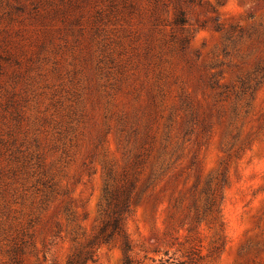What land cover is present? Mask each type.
<instances>
[{
    "label": "rangeland",
    "instance_id": "rangeland-1",
    "mask_svg": "<svg viewBox=\"0 0 264 264\" xmlns=\"http://www.w3.org/2000/svg\"><path fill=\"white\" fill-rule=\"evenodd\" d=\"M85 256L264 264V0H0V264Z\"/></svg>",
    "mask_w": 264,
    "mask_h": 264
},
{
    "label": "trees",
    "instance_id": "trees-1",
    "mask_svg": "<svg viewBox=\"0 0 264 264\" xmlns=\"http://www.w3.org/2000/svg\"><path fill=\"white\" fill-rule=\"evenodd\" d=\"M112 197V194L110 191L104 187V198L107 201V205L110 204V198ZM126 206L123 204L121 208L114 209L111 212L107 213V216L105 219L102 220V225L99 229V232L97 234V238L100 239L102 243H108L114 236H119L122 239V247L124 251L131 249V244L127 240V237L122 229L121 226V215L122 211ZM88 258V256H85L83 258L79 257L78 259H69L66 264H84L85 260ZM124 264H129L128 259L126 258L124 260Z\"/></svg>",
    "mask_w": 264,
    "mask_h": 264
}]
</instances>
